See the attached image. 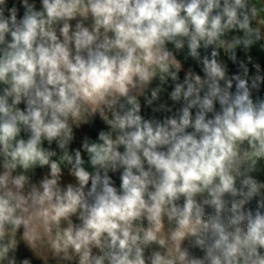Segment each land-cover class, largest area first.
Masks as SVG:
<instances>
[{
  "label": "clouds",
  "instance_id": "clouds-1",
  "mask_svg": "<svg viewBox=\"0 0 264 264\" xmlns=\"http://www.w3.org/2000/svg\"><path fill=\"white\" fill-rule=\"evenodd\" d=\"M20 2L0 0V264L22 242L42 264H264L250 0Z\"/></svg>",
  "mask_w": 264,
  "mask_h": 264
},
{
  "label": "crops",
  "instance_id": "crops-1",
  "mask_svg": "<svg viewBox=\"0 0 264 264\" xmlns=\"http://www.w3.org/2000/svg\"><path fill=\"white\" fill-rule=\"evenodd\" d=\"M254 5L257 9H258V15L256 17V19L253 21V26H261L260 25V21H264V0H250V6ZM75 23V21H73V24ZM262 27V31H264V26ZM178 53L179 58L183 61L184 63V68L187 69L188 67H195L194 62L190 59L187 58V47L185 46L183 49L180 50H176ZM251 55L255 58V60L259 61L262 63V65H264V50L257 48H254L252 50ZM198 71V68H197ZM232 71H235V68H232ZM181 77H183L184 73L181 72L180 73ZM158 84V82H157ZM155 86V85H154ZM162 87V89H164V85H160ZM171 89H167L161 92L160 94V102H164L167 101L169 104H171V101L168 100V96H167V92L170 91ZM177 108L179 107V105L176 106ZM143 114L146 116H151L152 112L151 109L148 107H144L143 109ZM105 127L102 123V121L99 119V117L97 116L94 120L93 123H91L90 125H86L84 126L81 130H78L77 132V143L79 142L80 138L84 135H89L92 138H95L97 135V131L101 128ZM62 166L66 167V163L62 162L61 163ZM42 171L46 172L47 170H40L37 169L34 179H39L40 175L42 174ZM64 182H70L72 180V178L70 176L67 175V172H65V175L63 177ZM116 184L117 186L119 185V180L118 178H116ZM22 247L23 250L21 249V247L19 246L17 252H16V257H17V261L19 264V260L24 259L23 256V251L26 255V258H29L32 260V264H42V261L35 256V254L22 242Z\"/></svg>",
  "mask_w": 264,
  "mask_h": 264
},
{
  "label": "rangeland",
  "instance_id": "rangeland-1",
  "mask_svg": "<svg viewBox=\"0 0 264 264\" xmlns=\"http://www.w3.org/2000/svg\"><path fill=\"white\" fill-rule=\"evenodd\" d=\"M8 2H9L10 6L13 5V4L16 5L18 7V9H19V14L22 16L24 9L21 6L20 0H8ZM35 2L37 3V6H39V0H35ZM21 107H23V105H21ZM62 162L63 161H60V163H62Z\"/></svg>",
  "mask_w": 264,
  "mask_h": 264
},
{
  "label": "trees",
  "instance_id": "trees-1",
  "mask_svg": "<svg viewBox=\"0 0 264 264\" xmlns=\"http://www.w3.org/2000/svg\"><path fill=\"white\" fill-rule=\"evenodd\" d=\"M20 247L23 250L22 243L20 244ZM23 256H24V258H26V255H25L24 251H23Z\"/></svg>",
  "mask_w": 264,
  "mask_h": 264
}]
</instances>
